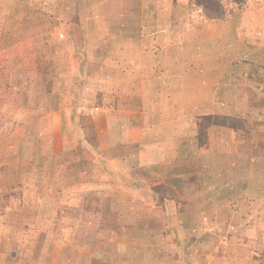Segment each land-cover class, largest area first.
I'll use <instances>...</instances> for the list:
<instances>
[{"label":"crops","instance_id":"obj_1","mask_svg":"<svg viewBox=\"0 0 264 264\" xmlns=\"http://www.w3.org/2000/svg\"><path fill=\"white\" fill-rule=\"evenodd\" d=\"M80 2L84 3L83 9L96 7L93 0ZM104 4L103 9L110 7L115 15L118 8L124 17V22L116 25L115 44H111L116 48L107 47L106 52L103 48L99 51L87 48L86 52L80 49L84 51L81 54L73 52V72L79 75L82 72V78L97 72L107 91L131 90L143 97L146 108L141 109L140 116L139 112L116 115L111 107L94 113L95 128L87 129L93 131V139L86 137V127L81 124L86 117L75 118L74 108H67L69 114H63L62 118L70 126L75 125L77 139L68 156L61 155L64 149L59 146L53 148L54 138H51V150L44 141L50 131L53 137L58 129L43 130L39 136L43 140L40 163L43 168H49L53 161L52 167L58 171V176L54 174L55 181L66 186L62 191L71 192L72 199L63 205L71 208L82 201L83 206L88 195L100 196L109 204L104 208H111V212L123 208L124 214L134 218L148 216L149 212L138 211L147 212L162 200L165 202L162 213L179 218L175 229L179 242L188 240L187 235L202 234L207 220L220 222L229 236L219 243L203 239L200 243L193 242L196 246H185L183 252L178 251L179 246L169 244L164 251L160 247V253L152 261L150 254L147 257L145 252L137 253L130 239L133 246L123 251L122 258H107L102 253L100 264H253L255 249L264 251V240L253 244L246 236L252 231L253 223L258 224L256 234H264V225L262 228L259 225L264 220V0L257 3L255 10L248 8L225 20L205 22L212 31L208 35L200 33L203 22L189 30L188 23L181 18L178 21L166 16L153 17L151 12L157 6L151 0L142 3L110 0ZM145 9L153 10L144 12ZM108 17L109 13L107 22ZM157 25L161 28H156ZM188 33L196 36L190 37ZM208 37L216 38L215 57L219 58L204 64L209 61L205 60L209 55L198 50L197 42L203 44L201 40L205 39V44ZM231 40L233 44L227 42ZM113 51L115 56L123 58L122 65L107 64L110 67L105 70L104 65L100 69L93 67L97 65V57L109 56ZM87 57L93 62L86 63ZM77 58L83 59L77 61ZM121 67L126 70H120ZM205 72L212 75L206 76ZM73 78L75 82L77 75ZM111 78L116 79V87L110 83ZM106 94L109 99L110 93ZM122 99L117 97L115 101L118 104ZM53 115V122H59L60 113ZM217 117L223 118L222 123H215ZM82 148L89 156L84 157L81 169L74 163ZM218 153L221 157L213 156ZM205 158L209 161L203 164ZM50 198L56 201L57 193ZM58 200L63 202L59 197ZM130 209L137 213H130ZM183 217L188 219L183 221ZM238 218L244 222L240 223ZM169 223L163 221L162 228L169 229ZM130 230L135 232L134 224ZM128 243L127 240L118 243L119 252ZM196 248L200 252L193 257ZM131 252L133 255H129ZM263 257L258 264H264Z\"/></svg>","mask_w":264,"mask_h":264},{"label":"rangeland","instance_id":"obj_2","mask_svg":"<svg viewBox=\"0 0 264 264\" xmlns=\"http://www.w3.org/2000/svg\"><path fill=\"white\" fill-rule=\"evenodd\" d=\"M108 1L110 0H93L96 7L83 9L84 3L80 0H0V264H83L84 261L100 264L99 257L102 253L107 258H122L123 251L126 252V248L131 249L133 246L130 239L135 244L136 252H145L147 257L150 254L149 260L152 261V258L154 260L155 255L160 253V247L164 251L165 246L169 244L179 246L178 251L183 252L185 246L193 248L203 240L219 243L229 237L223 232L220 222L207 220L204 221L202 234L195 236L191 233L192 235H187L188 240L179 242V237L175 236L179 218L166 217L162 213L165 205L162 200L153 202L154 208L147 212L143 209L138 211L147 214L149 212L148 216L134 218L124 214L126 210L123 208L114 211L117 213L111 212V208H104L109 204L100 199V196L95 198L96 196L88 195V201L83 206L80 201L75 207L68 208L63 204L69 201L67 199L71 200L72 195L71 192L62 191L63 187H66L64 184L55 181L57 178L54 174L58 176V171L52 167L54 162L51 161L49 168L42 167L39 152L43 140L39 136L44 129H58L54 130L53 137L50 131L44 139L48 142L49 150L52 145L51 138H54L53 148L59 146L61 150L64 149L62 156H68L69 153L71 155L73 152L72 147L77 140L74 136L75 125L70 126L67 120L62 118L63 114H69L67 108H74L72 113L77 114L75 118L86 117V121L82 118L85 124L81 123L86 130L95 128L94 113L108 109L106 107H111L116 115L139 112V116L141 109L146 108L142 96H136L127 89L107 91L106 84L99 81L97 72H91L89 77L82 78V72L79 75L73 72L74 68L71 67L73 52L76 53L80 49L86 52L87 48H103L106 52L107 47L111 50L116 48L111 44H115L116 25L123 23L124 17L118 8L115 9L118 10L115 15L112 12L114 9H103L102 6ZM151 1L157 6L154 10L149 9L153 10V17L166 16L178 21L181 18L183 22L188 23L189 30L194 24L203 22L200 33L208 35L212 31L208 30V26H205L208 24L205 22L225 20L237 11H245L248 8L255 10L257 3L263 0H246L239 4L233 0H222L228 6L224 19H212L210 16L214 12L204 10L195 0ZM145 10L144 12H149ZM107 13L110 23L107 22ZM158 27L161 28V25L156 26ZM188 35L196 36L192 33ZM206 40L205 44L204 39L201 40L203 44L197 42V45L201 53L205 51L209 55L205 57V60L209 61L204 63L209 64L210 60L217 61L219 57H215L216 38L208 37ZM224 41L219 40L221 43ZM227 42L234 43L233 40ZM252 43L257 44L255 41ZM82 50L79 54L84 52ZM115 54L113 51L109 56L97 57L96 63L94 62L97 65L92 66L100 69V65H104L105 70L112 63L119 62V65H122L123 58ZM81 59L83 58H77V61ZM84 60L86 63L93 62V59L91 62L88 57ZM120 70L126 69L121 67ZM204 74L212 75L209 72ZM75 75L77 78L74 82ZM110 83L115 87L118 85L114 78H111ZM106 92L110 93L109 99L106 98ZM117 97L123 98L118 104L115 101ZM56 112L60 113V121L54 123L53 113ZM56 119L58 120L57 117ZM90 131L93 132L91 129ZM91 133L87 130L86 137L93 139ZM94 139L97 141V138ZM198 141L200 143L201 140ZM85 156L89 155L82 148L74 164L82 169ZM213 156L219 158L221 153ZM208 161L207 158L203 159V164ZM53 193H57L56 201L50 198ZM58 197L63 202H60ZM70 210L73 211L69 213ZM129 212L137 213V210L130 209ZM186 219L188 218H182L183 221ZM238 219L240 223L244 222L243 218ZM165 220L170 222L169 229L162 228ZM133 224L135 232L131 233ZM257 225L253 223L252 231L246 234L253 244L261 241L263 243L264 240L263 232L261 235L255 232ZM259 225L262 228L264 220ZM68 230L69 235L65 237L64 234ZM159 232L162 233L154 235ZM183 232L186 233L184 229ZM124 240L129 241L128 246L122 245L123 249L119 252L118 243L122 244ZM255 250L257 253L254 257L252 255L251 260L253 264H258V260L264 256V251ZM197 251L200 252L199 248L192 251L193 257ZM226 252L224 250L225 254ZM129 255H133L132 252Z\"/></svg>","mask_w":264,"mask_h":264},{"label":"trees","instance_id":"obj_3","mask_svg":"<svg viewBox=\"0 0 264 264\" xmlns=\"http://www.w3.org/2000/svg\"><path fill=\"white\" fill-rule=\"evenodd\" d=\"M196 3L206 11L214 12L210 16L212 19H224L227 14L228 6L222 0H195ZM246 0H233L236 4L244 3ZM229 12V11H228ZM223 118L217 117V122L222 123ZM203 125V124H202Z\"/></svg>","mask_w":264,"mask_h":264}]
</instances>
